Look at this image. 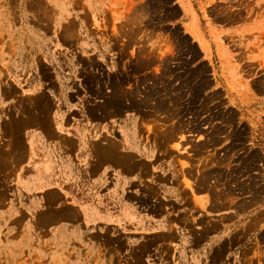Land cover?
<instances>
[{"label":"rangeland","instance_id":"rangeland-1","mask_svg":"<svg viewBox=\"0 0 264 264\" xmlns=\"http://www.w3.org/2000/svg\"><path fill=\"white\" fill-rule=\"evenodd\" d=\"M154 5L0 0V135L16 126L11 196L26 217L1 226L0 264H264V0H252V72L238 65L249 49L218 31L238 3L204 11L200 32L171 27ZM44 111L54 125L66 116L62 136L113 139L148 168L89 166L105 222L37 223L36 194L22 189ZM133 206L137 221L119 222Z\"/></svg>","mask_w":264,"mask_h":264},{"label":"crops","instance_id":"crops-1","mask_svg":"<svg viewBox=\"0 0 264 264\" xmlns=\"http://www.w3.org/2000/svg\"><path fill=\"white\" fill-rule=\"evenodd\" d=\"M152 1L158 2V5L153 6L154 10H158L154 15L174 18L168 25L177 27L183 24L190 32L210 31L202 23L204 11H207L209 14L215 6L228 8L230 4L235 5L238 3V7L231 6L232 8L230 10H226L228 11L230 19L224 20V23L219 25L223 29H218V31H222V35H224V38H227V42L232 43L231 40H234L236 43L243 42L245 49H249L248 55L243 54L242 57L238 58L240 60L238 65L252 72V0ZM156 26L160 27L161 25L157 24ZM228 36H231L233 39L228 38ZM43 117L44 115L42 113L37 120V128L42 130L38 135H34L36 132L33 131V120L31 119L30 123L27 121V124H32L30 127L32 132L28 137V141L26 140L28 145L26 170H28V167H31L32 172L30 173L29 179H27V186L22 189V193H25L24 198H26L27 193L31 192V194H36V204L39 206V212L36 214L38 215L36 216L38 217L37 223L41 225H48L50 222L57 225H76L87 222H105L106 220L103 219L106 216L93 210L94 206L92 202L94 199L92 196H89V187L87 188L89 182L88 170L89 166L92 165L96 169L102 168L103 171L106 166L110 165L103 162L98 167H95L97 163L95 145L107 146L108 143L106 140L110 141L113 139L101 137L100 139L96 138L92 140L88 136H62L63 133L60 128L68 125L66 116H59L58 114L55 119V125L52 124L53 122L48 123L46 121V114ZM72 125L81 129V126L77 122L75 124L71 122L69 126ZM4 127L6 126L2 125V128ZM8 128L9 136L7 138L1 137L0 135V232L2 225L22 223L26 219V217L23 220L22 218L19 220L16 218V199H13L11 196L13 190H11L10 183L13 179L16 180L17 177V131L15 126L13 131L14 137H12L11 126L8 125ZM127 141L129 144L131 143L130 139ZM132 143L139 145L137 138H133ZM154 144L156 150V138ZM132 149L134 150V148ZM121 153L123 154V152ZM137 159L140 162V158L137 157ZM117 167L118 169L120 168L119 166H114V168ZM101 178L103 180V176ZM56 188H58V191ZM111 190H114L112 193L117 191L119 193L122 192L121 189L117 190L112 188ZM198 191L202 193L203 188L200 187ZM31 207L28 203L26 204V209L31 211ZM95 208L98 209V207ZM50 210L56 211V216H53L51 221L48 216H45ZM134 210V206L132 208H126V212L133 216L129 217L128 215V217H125L120 215V219L122 220L119 222L134 223L137 221Z\"/></svg>","mask_w":264,"mask_h":264},{"label":"bare ground","instance_id":"bare-ground-1","mask_svg":"<svg viewBox=\"0 0 264 264\" xmlns=\"http://www.w3.org/2000/svg\"><path fill=\"white\" fill-rule=\"evenodd\" d=\"M108 106L111 107L112 109H115L116 112H120V111L125 110V106L123 105V102L115 103L113 100L108 101ZM106 111H107V109H106ZM135 137L136 136L134 134L133 138H135ZM132 141H133V139L131 140L130 146L137 149L136 143H132ZM107 143H108L107 146H105V145L101 146L100 144L96 145L95 155H97L96 156L97 157V163H96L95 167H98L99 164L106 162L113 167L115 165L119 166L121 169H124L128 173H135L138 175H145L148 173L146 171L148 168H145L146 170H144V168H143L144 164L138 161V159H137L138 155L137 154L132 155V156L131 155H123L121 153L122 151L121 152L119 151V148H120L119 144H116L113 141H108ZM98 169L99 168H97L96 170L98 171ZM129 176H131V175H129Z\"/></svg>","mask_w":264,"mask_h":264}]
</instances>
